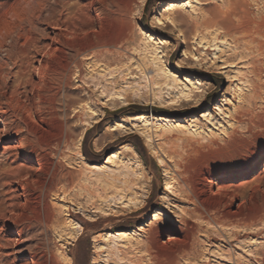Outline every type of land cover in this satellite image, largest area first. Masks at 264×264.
Here are the masks:
<instances>
[{
	"label": "rangeland",
	"instance_id": "rangeland-1",
	"mask_svg": "<svg viewBox=\"0 0 264 264\" xmlns=\"http://www.w3.org/2000/svg\"><path fill=\"white\" fill-rule=\"evenodd\" d=\"M30 1L0 0L1 76L12 67V63H5L6 55H12L17 48L23 49L31 36L40 50L45 47L50 27L42 22L44 19H61L71 24L74 14L91 0H34V16L24 9L25 2ZM168 3H175V13L182 17L175 25L165 23L162 17ZM234 5L240 15L230 12ZM217 8L230 12L232 24L240 26L245 17L264 33V0H98L88 11L92 20H97L89 25L92 27L89 35L78 41L69 37L66 45L64 42L59 46V52L70 64V72L66 81L59 78L51 85V94L56 96L55 109L59 116L75 117L68 121L70 134L61 146L59 162L45 158L43 171L50 169L51 164L56 165L61 180L56 185L58 192L51 196L29 188L28 204L22 214L36 220L19 227L10 226L5 234L0 232V238H9L11 233L22 230L20 252L11 259L25 264L30 248L38 264H153L139 243L145 241L150 230L165 224L170 231L166 228L160 241L167 240L171 231H175L174 226H179V219L187 217L210 238L196 229L194 238L198 242V256H202L198 260L183 259L180 263L260 264L253 253L255 247L264 245V233L248 239L240 237L238 244L227 247L215 236L217 229L193 213L192 202L186 198L190 181L200 186L208 175L215 179L216 174L238 172L250 160L247 151H264V49L262 52L259 47L261 44L264 47V34L255 32L250 35L252 40L249 36L250 39L235 37L237 41H234L233 37L229 39L218 32L219 40L211 44L215 46L203 47L198 44L201 35L205 38L202 43L213 36L205 34L199 25ZM15 15L19 17L16 19ZM181 36L186 37L185 43ZM81 39L97 47L76 59L74 46L83 44ZM235 57L236 60L228 61L232 67L219 70L223 62ZM74 59L81 67L80 77L72 64ZM142 67L157 75L159 97L168 105L164 109L145 106L144 102L158 93L144 87ZM164 67L180 81L174 85L165 79ZM256 68L260 71L254 72ZM16 72L12 70V77L8 78L12 85L8 96L21 79H27L18 78ZM122 99L129 105L123 107ZM141 115L150 117L154 123L150 131L152 145L139 133ZM191 118L197 120L194 127L187 122ZM98 119L101 121L93 124ZM248 122L262 127H248ZM176 123L182 128L171 130V124ZM39 125L36 126L47 130ZM15 131V127H10L8 134L0 138V146L13 144ZM30 152L27 149L25 156ZM34 154L29 155V160L36 159ZM159 158L164 161L165 170H170L169 179L163 178ZM0 162H4L1 155ZM111 177L117 181L113 183ZM102 178L107 183L110 181L108 187L113 186L106 188L107 193L103 191ZM241 178L238 174L232 180L236 183ZM165 183L171 191H166ZM98 196L123 197L136 206L125 209L115 199L117 205L113 207L104 204ZM6 200L5 190L0 186V211L6 209ZM97 209H105L113 218L92 222L91 219L102 216L94 214ZM155 212L160 213L156 220ZM49 216L51 220L45 225L43 220ZM77 226L82 227V233L73 242ZM120 231L133 232L135 236L126 243V250L120 249L114 255L113 247L103 239ZM5 252L10 254L9 249H0V264Z\"/></svg>",
	"mask_w": 264,
	"mask_h": 264
},
{
	"label": "bare ground",
	"instance_id": "bare-ground-1",
	"mask_svg": "<svg viewBox=\"0 0 264 264\" xmlns=\"http://www.w3.org/2000/svg\"><path fill=\"white\" fill-rule=\"evenodd\" d=\"M97 1L98 0H91L85 2V4H83V10L74 14V22L71 24H66L63 21H60L61 19H44L42 22L50 27V33L47 37L48 41L45 47L40 50L36 39L34 36H31L29 42L23 49L17 48L15 53L12 55H9L8 53L4 59L5 63H12V67L11 69L4 71L3 76L0 75V122L2 124V129H0V138L5 137L8 134L10 127H15L16 131L14 136L16 137V140L13 144L0 146V155L4 158V162H0V186L4 188L5 195L7 196L6 204L3 203L6 205V209L0 211L1 233L5 234L6 229L10 226L19 227L24 223L29 224L31 221L36 220H34V218L33 220L27 219L24 214H22L23 209L28 204L29 188L33 187V192L37 193L39 191L40 195L43 194L44 196H51L53 193L58 192L56 185L60 182L61 178L58 176L57 167L56 165L51 164L50 169L43 171L44 159L50 158L53 161L56 159V163L59 162L62 155L61 146L70 134L68 121H70L71 118H74L75 115L69 119L66 116L58 115L57 110L55 109L56 96L51 94V85L56 84L59 78L66 81L70 72V64L67 62L66 56L59 52L61 49H59V46H61V44L63 46L64 42L66 45V41L70 40H68L69 37L71 40L74 39V41H78L81 37L84 38V36L86 37L89 35L91 32L89 29H92L89 25L96 23L97 20H92L88 11L92 9ZM33 2L34 0L25 2V8L24 5L21 7L25 9V12L31 14L32 16H34V7L32 6ZM236 7L237 6L234 5V8L231 9L230 12L234 14L240 13H237L238 10ZM176 9L177 6L175 3H168L166 5V10L162 16L165 19V23L175 25V21L182 18L180 15H176ZM230 12L224 13L221 10H218V8L213 10L211 16L199 25L205 34H209L210 36H213V38L202 43L205 39L203 34L201 35L203 37L198 39V44H203V47L208 45L215 46L211 44L219 40L217 35L218 32L223 34V36H227V38L229 37V39L233 37L234 41H237V38L235 37L248 38L255 32L260 35L264 34L261 32L262 30L259 31V26H257L253 20L245 17H242V24L240 26L232 24L229 19V17H232V15L229 16ZM10 14L11 11L8 15ZM17 15H15L16 19L19 17ZM37 17H39L38 14ZM257 34H255V36ZM250 37L252 40V36ZM181 38L183 39L182 42L185 43L186 37L181 36ZM86 42H82L83 44L74 46L75 58L82 55L89 49L97 47L95 43H90L89 40L88 43ZM2 44L3 42H0V49H3ZM259 47L260 51L263 52V45L261 44ZM246 51L250 52V49L247 48ZM240 55L241 53L238 54L237 57ZM231 60H236V57L223 62L219 70H225L230 66L232 67V63L228 62ZM72 64H74L76 69H78V75H76L80 77V65L76 64L75 59ZM14 69L17 71L16 73L18 74V78L27 77V79L25 81L23 80L24 78L21 79L22 81L18 82L17 85L12 88V91H10V95L8 96V91L12 86H10L8 78L10 76L12 77V70ZM258 71H260V69H254V72ZM163 72H165V79H169L172 82L171 84L175 85V83L180 81L175 74L168 72L166 67L163 68ZM153 73H150L149 70L144 68L141 71L142 79L144 80V87L153 91L156 90L158 93V95L150 93V95H153L144 103L146 107L151 109H164L168 105L166 106V103L162 102L159 97L161 92L159 85L160 82H158L156 77L157 75H154ZM161 82L163 83V81ZM40 94H46V97H42ZM183 94L184 93L182 91L181 95ZM122 100L123 107L129 105L127 100ZM172 104L170 103V105ZM8 119H10L9 122H4ZM100 121V119L95 120L93 124L96 125ZM187 122L189 123V126L194 127L197 120L196 118H191L187 120ZM39 124L44 125L47 130L36 126ZM138 124L142 126V129L139 130L140 135L145 136L147 141L152 145L153 140L150 136V131H152L151 128L154 126V123L151 122L150 117L145 115L139 116ZM20 125H22V127ZM261 125H255L253 122H248V127H262ZM180 128H182V125L180 124H171V130H177ZM23 134H25L24 137ZM27 149H30L31 152L25 156ZM247 152L250 155V160L246 162L240 171L230 172L227 174H216L215 179H213L212 175H208L207 179L202 180L199 183L200 186L195 184L196 182L191 183V181L188 185L186 184V187H188V194L186 195V198L192 202L193 213L213 225L215 229H217L216 233H214L215 236L221 239L227 247H230L232 243L238 244V238L240 237L248 239L250 237H260L264 233V151L259 152V150H249ZM33 153H36L37 156L34 161H31L29 160V155H32ZM22 157L24 161L20 162V158ZM158 163L159 166L164 169L163 178L169 179V169L165 170L167 168L164 161L159 158ZM41 174H43V177H41ZM238 174L242 178L239 182L234 183L235 180L232 179L235 175L238 176ZM102 180H104L103 183L101 182L103 185V191L107 193L106 188L108 187L107 184H109L110 181L107 180L109 181V183H107L104 178H102ZM110 180H112V182L117 181V178H112ZM65 182H68V180H65ZM110 187L112 188L113 186L110 185ZM165 187L166 191L170 190L168 183H165ZM118 189L115 190L118 191ZM125 191L127 193V190ZM118 194L119 193L116 195ZM124 195L125 194L122 196ZM101 196H98V198L103 199V203L106 205H117L116 201L118 200L120 201L118 204L123 205L125 209H131L133 206H136L133 205L131 200L125 201L123 197L117 199L112 198L114 196H109V198H107L108 196L104 198ZM104 210L105 209H97L94 214L102 216L99 219H91V221L96 222L107 218L109 219L110 217L113 218V216L109 215L106 213L107 211L105 212ZM159 216L160 213L155 212L154 220L159 218ZM50 220L51 217L49 216L46 217L43 222L47 225ZM177 223L179 226H174L175 231H171L172 234L167 238V240L160 241V236H163L166 232L165 229L167 228V230L170 231V229L166 227L168 224H165V226L160 229L151 228L152 230H150L145 241L143 240L144 242L139 243L140 247L142 245L146 249L149 258L153 261L151 263L184 264V262L180 263L181 260H194L197 259V257L202 256H198L199 253L196 247V243L198 242H196L197 240L194 238V231L196 229L197 231H203L208 235L207 238H210V235L205 230H202V228H198L196 224L187 217H181ZM76 230L77 235L73 238V242H75V240L81 235L82 227L77 226ZM21 234L22 230L17 231L14 234L11 233L9 238H7L8 236L5 237L3 235V237L0 238V249L2 250L5 248L10 251V254H8L9 252H5L3 255L4 261L2 264H18L15 258L11 259L10 257H15V255L20 252V245L23 243ZM134 236L135 234L133 232L120 231L108 234L105 236L103 241H107L109 245L113 247V251L115 253L114 255H117L120 249H123V251L127 249L126 243H129ZM101 248V246L98 247V253L101 251ZM27 251L28 261L25 264H38V262L36 263V254L32 252V249L27 248ZM253 254L256 256L260 264H264V245L255 247ZM234 264H238V261Z\"/></svg>",
	"mask_w": 264,
	"mask_h": 264
}]
</instances>
